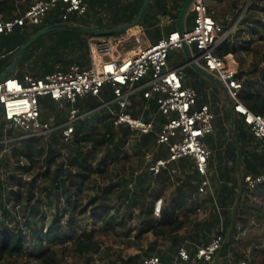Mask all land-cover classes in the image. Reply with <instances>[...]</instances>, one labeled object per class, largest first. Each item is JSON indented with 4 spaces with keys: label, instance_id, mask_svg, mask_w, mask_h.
<instances>
[{
    "label": "trees",
    "instance_id": "obj_1",
    "mask_svg": "<svg viewBox=\"0 0 264 264\" xmlns=\"http://www.w3.org/2000/svg\"><path fill=\"white\" fill-rule=\"evenodd\" d=\"M25 1L28 5L22 9L23 12L31 6L32 0ZM84 1L87 11L81 17L70 14L64 21L62 16L66 7L58 3L46 13L41 24L17 26L9 33L0 34V75L12 64L22 45L51 25L57 27L39 38L22 54L15 73L8 78L21 81L27 74L43 78L55 72L57 65H61L63 70L73 63L85 68L89 60L90 40L97 37L117 38L126 33L97 36L60 25L96 30L122 27L136 19L143 3V0ZM185 1L164 0L158 3V0H150L138 28L144 36L157 42L160 39L158 16L177 19ZM204 1L206 3L210 0ZM259 2L250 0L236 26L238 33L228 35L216 50L217 56L231 54L238 58L241 52H248L254 43L262 42L260 62H264V21L256 15L257 11L264 14V5ZM11 5V0H0V20H12L16 16L13 12L17 9ZM208 10L214 18L212 9L208 7ZM247 25L250 27H246ZM243 32L251 37L248 41H240ZM255 34L259 37L254 38ZM236 77L242 84V90L238 94L240 103L251 113L264 117V65L255 64L251 69L245 70L241 61ZM107 89L109 88L105 87L101 92V97L105 99L110 98ZM88 98L89 102L84 107L93 110L100 106L96 98ZM47 101L39 98L43 115L51 113ZM76 106L81 107L80 100ZM232 121L233 128L228 131L227 141L222 140L227 131L220 128L217 129L216 139L206 141L217 153L221 148L224 149L223 160L232 162L231 167L219 170L220 177L226 180L219 188L220 194L225 195L230 205L241 195L236 211L232 210V214L224 222V239L229 231L225 246L232 241L237 223L242 221V206L249 204V197L258 200V204L251 208L255 218L264 221V184L255 191H249L238 180L239 176L243 179L247 173L253 176L264 174V140L257 141L239 115L235 114ZM1 128L0 113V142L4 140ZM20 136L18 132L7 134L8 139ZM259 148H262L261 154ZM153 150L154 159L166 156L164 147L156 148L154 133L140 134L126 125L114 126L112 117L107 114L85 118L76 123L73 143L69 147L63 143L58 133L46 138L32 137L0 144V264L7 260L22 264H59L58 247L63 251L71 247L75 255L91 264L93 258L103 252L102 242L97 234L110 236L120 244L125 242L128 245V241L132 240L139 249L142 237L150 234L154 238L148 251L128 256L112 252L106 264H140L143 259L151 257L153 252L159 251L158 240L161 239L170 240L172 247L169 251L176 252L182 243L179 231L183 228L184 219L174 214V211H161L160 216L155 217L147 198L148 180L152 175L148 166L137 173L142 167V161ZM131 159H138V163L135 166L133 163L127 165ZM178 163L182 174L186 171L184 169L191 173L183 175L176 190L179 193L194 192L199 176L192 159H181L174 166ZM146 165H149V160ZM175 180L180 181L178 177ZM132 182L133 186L129 188L128 184ZM134 213L137 221L135 228H132ZM232 215H235V220L231 225ZM83 219H90L97 230L96 234L82 226ZM218 223L219 216L216 220L217 225ZM132 232H135L133 237ZM187 250L191 258L180 264H208L193 259V249ZM237 257L238 264L240 257ZM210 264H214V259ZM252 264H264V250L259 252Z\"/></svg>",
    "mask_w": 264,
    "mask_h": 264
},
{
    "label": "built area",
    "instance_id": "obj_2",
    "mask_svg": "<svg viewBox=\"0 0 264 264\" xmlns=\"http://www.w3.org/2000/svg\"><path fill=\"white\" fill-rule=\"evenodd\" d=\"M58 3L65 5L62 19L70 14L83 16L87 11L84 0H38L20 17L11 21H0V34L9 33L17 26L39 25L46 13ZM193 25L182 34L174 31L150 46H142L130 57L113 60L110 58L112 44L108 41L90 44V68L83 70L72 64L67 70L58 65L55 72L36 78L25 75L18 79L6 78L0 81L1 132L4 140L0 144L37 137L46 138L53 133L61 136L63 143L69 147L73 143L74 126L84 115L76 108L79 100L86 96L100 99L102 89L108 87L116 110L110 112L114 126L126 125L140 134L153 132L151 121L134 118L127 112V98L136 91H142L145 99L156 96L158 113L164 117L155 142L164 147L166 156L149 160L148 171L152 177L166 173L171 178L180 177L181 172L174 167L181 159H192L199 176L196 192L204 194L210 189L208 179L211 149L206 137L213 132L214 114L208 105L196 107L197 93L182 84L184 66L171 68L168 55L172 50L181 49L183 44L194 47L198 53L196 62L214 78L233 107V113L239 115L257 140L264 139V117L251 113L238 99L242 84L237 79V68L230 63L227 56L219 57L216 50L221 47L233 28L224 31L210 15L204 0H193L190 6ZM104 57H108L107 60ZM202 62V63H201ZM47 97L67 108V119L62 125L53 126L41 120L39 98ZM18 132L20 137L8 139L7 134ZM66 152V150L64 151ZM149 159V158H148ZM249 191H255L264 184V174L247 175L243 179ZM131 187V185L129 186ZM162 200L158 199L153 207V214L160 216ZM225 242L223 231L213 237L205 246L194 247L193 259L212 263L217 252ZM191 258L185 247L178 248L171 264L187 262ZM140 264H168L158 256L143 259ZM238 264H249L240 261Z\"/></svg>",
    "mask_w": 264,
    "mask_h": 264
},
{
    "label": "crops",
    "instance_id": "obj_3",
    "mask_svg": "<svg viewBox=\"0 0 264 264\" xmlns=\"http://www.w3.org/2000/svg\"><path fill=\"white\" fill-rule=\"evenodd\" d=\"M164 0H158V3H162ZM223 0H210L206 2L207 6L212 9L214 14L215 21L224 28V31L229 30V23L227 17L230 15L228 11H222L221 7ZM13 8L17 10L13 12V15H16L13 19L20 17L24 12L22 9L27 6V1L25 0H11ZM34 0L31 1V5ZM30 3V2H29ZM11 5V6H12ZM2 14H0L1 18ZM241 18V16H240ZM239 18V20H240ZM12 19V20H13ZM176 20H173L167 16H158V26L160 28V38L176 31ZM2 21V20H0ZM11 21V20H5ZM239 21L234 24V28ZM193 25V14L188 12V14L184 18L183 27L184 30H188ZM228 28H227V27ZM227 28V29H226ZM233 28V27H232ZM121 37L117 38H102L97 37L93 38L89 41V55H88V63L85 68L81 69L86 70L91 66L90 59V44L100 43L103 41H108L112 44L110 58L113 60H119L121 58L130 57L136 53V50L142 46H150L154 44L151 38L143 35V32L140 28L136 27L128 32H125ZM233 33V31L231 32ZM192 49L193 56L196 57L197 53ZM178 52V57L174 55V52ZM170 58L168 60V65L171 68L184 66V77L182 79V84L186 88H191L197 93V102L196 107H200L202 105H208L211 112L214 114L213 120V132L206 137V141L211 138H215L214 135L217 133V129H223L227 132L229 130L232 131L233 128V117H231L230 111V103L228 106L224 107L220 102H214L212 97L210 96L209 87L205 84V80L208 79L202 77L189 66L185 65L184 54L181 49L172 50L169 53ZM175 56V57H174ZM233 66H235L238 70V64L235 62L233 56L231 54L226 55ZM105 60L108 57H104ZM72 65V64H70ZM69 65V66H70ZM58 66V65H57ZM56 66V67H57ZM61 66V65H60ZM68 66V67H69ZM62 70L63 67L61 66ZM68 68H66L67 70ZM191 70L194 74V82L193 84H188L186 81V71ZM223 89V88H222ZM110 93V98L105 99L103 96L100 99H97L100 103V106L96 109L89 110L84 107L86 103L89 102V96L84 97L80 100L81 107H77L79 112L84 115L85 118H93L94 116L99 115H109L110 112H114L116 110V106L114 104L104 105L110 103L112 101V93L110 89H107ZM224 91V90H223ZM225 94V91H224ZM226 96V94H225ZM227 98V96H226ZM44 101H47L46 98H42ZM156 96L151 97L150 99H145L143 97L142 91H136L130 94L127 98V112L134 118L142 119L144 121H151L154 124V130L152 133L158 131L161 123L164 122V117H162L158 113L157 105H156ZM228 100V98H227ZM47 105L51 106V113L49 115H43L41 113V120L47 122L53 126L62 125L67 119V108H63L59 103L54 102L52 100H48ZM48 109V107H47ZM41 111V109H40ZM134 115V116H133ZM235 115V114H234ZM229 116L230 120L229 121ZM79 120V121H81ZM78 121V122H79ZM77 122V123H78ZM134 131V130H133ZM136 132V131H135ZM137 133V132H136ZM257 140V139H256ZM264 140V139H263ZM262 140V141H263ZM261 141V140H257ZM156 143V142H155ZM210 147L209 143L207 142ZM156 148L157 145H156ZM211 149V156L208 172V179L210 182V189L204 194H198L196 190L193 192L183 191L179 193L175 187H177L178 182L181 183L183 175L191 173L188 169H184V174H182V169L180 168L179 163L174 166L180 172L181 175L178 177L180 181L175 180V177L171 178L166 173L158 176L151 177L148 180L147 186V198L149 203L152 206V211L155 202L158 199L162 200V210L165 213H170L174 211V214L178 215L181 219H184L183 228L179 231L180 239L182 240L180 247H185L190 251L194 249V247H202L205 246L213 237H215L217 232L224 231V222L230 215L232 214V210H235V203L230 205L228 200H226L224 194H220L219 188L221 185L226 183L224 178L220 177L219 168L214 163V156L216 155V149ZM222 151L224 149L221 148ZM166 151V150H165ZM262 148H259V154H261ZM154 150L147 154L146 158L150 160L153 158ZM151 154V157H148ZM154 159V158H153ZM148 166V165H147ZM232 166V162L228 159L223 160L222 167L229 168ZM217 170V171H216ZM247 175H252L251 173H247ZM239 176L238 180L240 179ZM167 178V179H166ZM185 180V179H184ZM131 185V187H129ZM133 182L128 184L129 188H132ZM220 199V202H219ZM238 199V198H237ZM258 204V200L252 197H249V204L242 206V221L237 223L236 230L232 236V241L228 246L223 244L222 248L217 252L214 258V264H237L236 258L240 257V261H247L249 264H252L257 255L261 250H264V221L258 220L254 216V211L252 210V206ZM153 213V212H152ZM154 215V214H153ZM217 216H219V223L216 224ZM233 216V215H232ZM231 216V219H232ZM156 217V216H155ZM160 242V243H159ZM158 250L157 252H153L152 256L160 257L165 263L171 264L176 256V252H170V248L172 247V242L170 240H158ZM168 256V257H167Z\"/></svg>",
    "mask_w": 264,
    "mask_h": 264
},
{
    "label": "rangeland",
    "instance_id": "obj_4",
    "mask_svg": "<svg viewBox=\"0 0 264 264\" xmlns=\"http://www.w3.org/2000/svg\"><path fill=\"white\" fill-rule=\"evenodd\" d=\"M259 1H260L259 2L260 5H264V0H259ZM249 2L250 0H223L222 3H220L222 5L221 7H223L222 11L230 12V15L227 17V19L229 23L228 24L229 29L233 27V30H232L233 33H236V34L238 33L236 28H234V24L237 21H239L240 16H243V12L246 10L247 6L249 5ZM256 15L258 16V18L264 21V14L262 12L257 11ZM246 27H250V26L247 25ZM254 36H255L254 38L259 37L258 34H255ZM240 37H241L240 41H248L251 38L245 32L241 33ZM192 48L195 51V53H198V51L194 47ZM262 49H263L262 42L254 43L248 52H241L238 58L233 57L235 62L238 64V69H239V64L241 61H242V67L245 70L251 69L252 66L255 64H260L261 66H263L264 62H260ZM174 55L177 58L178 52L175 51ZM186 81L188 84H193L194 82V74L189 69L186 71ZM205 82H206L205 84L210 88L208 93L212 97V100L217 103L218 102L222 103L224 107L228 106L229 101L227 100L222 87L212 81L205 80ZM49 107L51 106L49 105ZM214 137L215 139L217 138V133H215ZM228 137H229V134L228 132H226L225 136L222 137V140L227 141L229 139ZM148 157H151V154H149ZM224 157H225V153L222 150L219 151V153H216V155L214 156V163L217 166V168H219V170L223 168L222 164H223ZM147 159L148 158L145 157V159L142 161V167H140L137 170V173H141L143 170L147 168V165H146ZM128 163H133V165L135 166V164L138 163V159H131L130 162L129 161L127 162V165ZM133 215L134 216L132 217V220H131V227L135 228L136 221H137V218H135L136 213H134ZM82 226L86 228L89 232H92L94 234L97 233V230L94 226H92V222L90 221V219H87V220L83 219ZM97 235H98L97 237L102 242L103 252L99 256H96L95 258H93V262L91 264H106L109 254L112 252H114L115 254L118 252H121L122 255L124 256L138 255V254L144 253V251H148L150 243L154 241V238L150 234L142 237V239L139 240L140 241V249H139V247L133 244L132 240H129L128 245H127V243L125 242H123L124 244H120L119 241H115L110 236H101L99 234ZM134 235H135V232H132L131 236L133 237ZM57 253H58L59 264H87L85 261L86 259L79 258L77 255H75L72 252L71 247H68L67 250L65 251H63L61 247L60 248L58 247ZM30 260H34V259L30 258ZM4 264H22V263L7 260L4 262ZM30 264H34V263L31 262Z\"/></svg>",
    "mask_w": 264,
    "mask_h": 264
},
{
    "label": "water",
    "instance_id": "obj_5",
    "mask_svg": "<svg viewBox=\"0 0 264 264\" xmlns=\"http://www.w3.org/2000/svg\"><path fill=\"white\" fill-rule=\"evenodd\" d=\"M192 1L193 0H186L184 2L183 6L180 10V13L178 15V18L176 20V31L180 34H182L184 31V27H183L184 18L190 10V6H191ZM149 3H150V0H143L142 6L139 10V13H138L136 19L133 22H131L127 25H124L122 27L109 29V30H96V29H88L85 27H76V26H71V25H60V26L66 28V29H70V30H74V29L80 30V31L86 32L88 34H93V35H97V36H111V35H115V34H121V33L128 32V31L138 27L139 23L141 22L144 14L147 10ZM56 27L57 26L51 25L49 27L42 29L36 35H34L32 38H30L24 45H22L19 48V50L17 51L12 64L6 69V71L4 73H2L0 75V81L6 79L9 75L14 74L15 70H16L17 63L19 61V58L22 56V54L28 48H30L39 38L45 36L46 34L51 32ZM181 51L184 54L185 65L189 66L191 69H193L195 72H197L202 77H204V78L208 79L209 81H212V82L221 86V83L218 79L214 78L211 74L207 73L196 62V57L193 56L192 49L188 45L183 44L181 47ZM230 111H231V117H233L234 113H233V107L231 105H230ZM239 183L241 186H243L242 177H240ZM240 199H241V195L238 196V199H237L236 204H235V210L237 209V207L239 205ZM234 220H235V215L232 216L231 225L233 224ZM228 235H229V231H227V235H226L227 237H226L224 243L227 242Z\"/></svg>",
    "mask_w": 264,
    "mask_h": 264
}]
</instances>
